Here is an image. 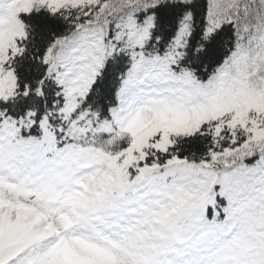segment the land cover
<instances>
[{"label": "snow or ice", "instance_id": "snow-or-ice-1", "mask_svg": "<svg viewBox=\"0 0 264 264\" xmlns=\"http://www.w3.org/2000/svg\"><path fill=\"white\" fill-rule=\"evenodd\" d=\"M0 264H264V0H0Z\"/></svg>", "mask_w": 264, "mask_h": 264}]
</instances>
